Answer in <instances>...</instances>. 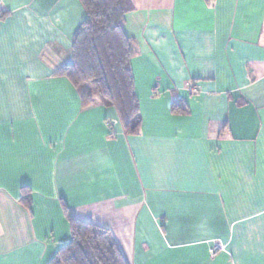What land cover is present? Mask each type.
Returning a JSON list of instances; mask_svg holds the SVG:
<instances>
[{"label": "crops", "instance_id": "0c3cea01", "mask_svg": "<svg viewBox=\"0 0 264 264\" xmlns=\"http://www.w3.org/2000/svg\"><path fill=\"white\" fill-rule=\"evenodd\" d=\"M130 1L134 135L55 74L80 1L0 0V264H47L65 205L128 264H264V0Z\"/></svg>", "mask_w": 264, "mask_h": 264}, {"label": "trees", "instance_id": "16d2710c", "mask_svg": "<svg viewBox=\"0 0 264 264\" xmlns=\"http://www.w3.org/2000/svg\"><path fill=\"white\" fill-rule=\"evenodd\" d=\"M79 1L85 18L72 36L71 61L55 74L74 85L84 108L95 102L114 107L125 134H138L142 117L131 63L138 47L125 29L126 16L134 5L130 0ZM9 14L8 10L0 9V21ZM171 112L189 113L188 102L183 98L174 100ZM22 191L21 203L29 207V189L23 187ZM64 212L71 240L47 264H128L107 228L72 215L66 205Z\"/></svg>", "mask_w": 264, "mask_h": 264}, {"label": "built area", "instance_id": "2783aa9c", "mask_svg": "<svg viewBox=\"0 0 264 264\" xmlns=\"http://www.w3.org/2000/svg\"><path fill=\"white\" fill-rule=\"evenodd\" d=\"M219 248V245H214L212 248H211V253H215V251Z\"/></svg>", "mask_w": 264, "mask_h": 264}]
</instances>
